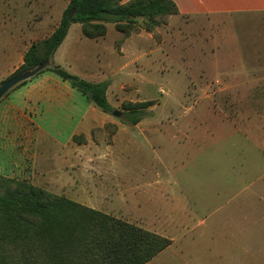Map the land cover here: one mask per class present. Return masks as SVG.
<instances>
[{"label": "rangeland", "instance_id": "obj_1", "mask_svg": "<svg viewBox=\"0 0 264 264\" xmlns=\"http://www.w3.org/2000/svg\"><path fill=\"white\" fill-rule=\"evenodd\" d=\"M11 5L0 0V34L25 27L27 8ZM8 13L9 19L3 16ZM170 19L149 33L160 45L143 42L140 55L149 66H132L130 78L116 79L139 89L128 88V99L155 101L144 134L120 135L93 170L101 193L112 187L123 193L89 205L179 240L174 251L180 258L152 264H255L235 260V247L227 246L231 233L255 228L242 216L257 188L264 189V16L213 15L185 24ZM120 102L114 109L122 116L109 118L133 130L122 110L130 101ZM99 130L112 144L117 126ZM256 238L263 241L264 234Z\"/></svg>", "mask_w": 264, "mask_h": 264}, {"label": "crops", "instance_id": "obj_2", "mask_svg": "<svg viewBox=\"0 0 264 264\" xmlns=\"http://www.w3.org/2000/svg\"><path fill=\"white\" fill-rule=\"evenodd\" d=\"M5 1L9 8L11 3L18 2L27 10H23L26 24L18 31L19 34L12 30L6 35L0 34V84L24 64V56L35 42L45 40L55 32L70 3V0ZM173 1L179 8V14L172 16L171 22L178 19L176 22L185 24L195 17L213 15L264 16V0ZM3 16L12 17L10 13ZM106 27L104 37L90 39L83 34L81 24L73 23L52 57L51 65L60 66L92 83L110 82L107 98L114 108L120 101H137L128 99L125 94L129 92L128 88L137 92L139 89L126 82H116V79L118 76L130 78L132 66L141 69L149 66L144 60L146 54L140 55V51L147 38H154L143 29L125 37L114 23H107ZM111 31L118 33L113 35L114 41L109 40ZM148 119L146 117L133 130L127 131L119 122L111 120L109 114L90 103L68 81L51 71H44L14 88L0 101V174L29 181L49 192L102 211L101 206L89 204H103L107 199L101 197H120L123 192L112 187V191L101 193L100 186L94 182L93 170L95 166H102L107 152L111 151L120 135L131 139L134 134H144ZM109 123L118 128L112 144L108 142L109 135L99 130ZM81 136L85 141L76 142L75 138ZM99 139L104 144L98 143ZM91 172L93 180L89 182L88 174ZM254 193L256 196L251 200L250 212L243 213L242 217L252 219L255 228L231 233L233 237L228 239L230 245L227 247H235L238 255L234 259L237 261L252 259L255 264H264V240L256 238L264 234V189L257 188ZM154 233L164 234L160 230ZM171 240L172 245L148 264L166 257L180 258L174 251L179 240ZM247 242L252 245L247 247Z\"/></svg>", "mask_w": 264, "mask_h": 264}, {"label": "trees", "instance_id": "obj_3", "mask_svg": "<svg viewBox=\"0 0 264 264\" xmlns=\"http://www.w3.org/2000/svg\"><path fill=\"white\" fill-rule=\"evenodd\" d=\"M178 14L173 0H70L55 32L35 42L24 64L7 80L51 60L73 23L81 24L90 39L104 37L107 23L129 37L141 29L154 33ZM44 71L68 81L103 113L115 110L107 98L110 82L92 83L55 65L37 75ZM154 105L155 101L123 103L124 122L138 125ZM80 138L75 141L85 140ZM171 245L172 240L135 224L28 182L0 177V264H148Z\"/></svg>", "mask_w": 264, "mask_h": 264}, {"label": "water", "instance_id": "obj_4", "mask_svg": "<svg viewBox=\"0 0 264 264\" xmlns=\"http://www.w3.org/2000/svg\"><path fill=\"white\" fill-rule=\"evenodd\" d=\"M76 13V10L70 13L68 16V20H72ZM52 67L51 60L44 62L43 64L39 65L36 69L27 71L23 74L17 75L7 81H4L0 84V101L10 92L12 91L16 86L21 84L22 82H25L33 77H35L38 73L43 71L46 68ZM112 115L116 118H120L122 116L121 112L119 110H114Z\"/></svg>", "mask_w": 264, "mask_h": 264}]
</instances>
